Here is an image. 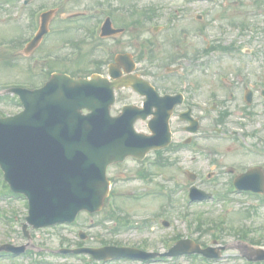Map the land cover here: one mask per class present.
Instances as JSON below:
<instances>
[{
    "label": "rangeland",
    "instance_id": "obj_1",
    "mask_svg": "<svg viewBox=\"0 0 264 264\" xmlns=\"http://www.w3.org/2000/svg\"><path fill=\"white\" fill-rule=\"evenodd\" d=\"M20 2L21 0H15L12 4L10 0L0 1V90L19 82L38 87L44 84L48 74L53 71L68 72L73 76H90L95 71L107 74L111 52H130L140 61L138 72L162 90L178 89L186 81L190 96L197 101L208 103L212 96H218L224 101L222 107L230 112L226 130L241 134L246 132L248 136L245 140L241 139L239 144L212 139V128L206 120L196 139L197 144L206 148L208 153H192L186 149L163 152L161 157L166 159V163L151 167L148 180L136 176L137 171L143 168L130 160L111 168L109 175L116 179L118 218H130L132 221V225L126 228H119L118 220H106V215L111 210L105 205L95 217L81 214L77 226H57L41 230H33L29 226L31 239L28 240L22 232V223H26L25 217L28 214L26 202L14 199L9 203L0 200V246L29 245L26 257L16 258V261L8 257L0 258V264H37L40 259L43 261L38 264H93L89 257L66 258L57 253L61 248H76L80 242L88 247H99L104 242L163 251L165 242L173 245V238L180 235L211 245L220 232H215L214 229L209 233L196 231L198 214L210 219H224L226 229L241 225L253 229L258 238L264 237V203L257 197L229 193L233 176L227 174L228 169H234L238 174L256 165L264 169V0H69L64 3L51 24V28L61 27L66 32L53 33L30 56L23 54L25 41L34 33L32 20L26 13L52 6L58 0H35L33 6L23 10V16L16 20L19 18L17 12L22 4ZM149 8H155L157 13L152 21L145 20L141 27L131 24L133 20L142 18L141 13ZM110 12H113L114 26L124 27L126 32L117 39L118 42L105 40L101 50L96 49L98 42L87 37L84 31L76 30L75 25L78 22L91 28L96 24V19L66 21L69 14L84 13L101 18L104 13L100 20L103 22ZM199 14L203 15L201 21L197 20ZM243 25L245 28H242ZM200 28L202 31H199ZM202 33L203 36H200ZM20 37L23 38V43ZM84 38L88 40L84 41ZM219 39L221 40L217 43L232 44L235 50L226 55L204 51L208 47L207 43L210 44V49L217 44L212 42ZM146 43L153 44V61L156 63L153 66H149V62H152L148 59L150 52L144 50L142 53H145V57H140L142 45ZM245 49H250L251 55L244 54ZM178 65L182 66L184 73H172L164 80L166 68ZM206 67L205 72L202 69ZM220 77L226 79V82L222 83ZM246 88H252L255 93L252 107H247L244 103ZM231 93L236 95L234 99L231 98ZM117 97V104L112 109L113 115H118L126 104H138L142 101L129 89L120 90ZM19 110L12 95L0 99V117L13 115ZM196 113L199 114L197 110ZM179 125L176 121L174 127L180 130ZM137 130L147 133V124H137ZM253 132H257L256 135ZM184 136L179 132L175 143L182 139L183 142ZM252 146L256 148L250 152ZM213 149L216 153H212ZM188 172L199 177L203 175V180L192 183ZM210 172L218 175L211 182L204 181ZM0 179L2 180V176ZM193 184L217 197L223 194H229V197L222 198L219 203L209 201L190 206L185 199L188 188ZM162 191H168L169 197L162 195ZM0 194L8 199L12 197L10 189L3 183H0ZM131 195H139L141 199L134 200ZM250 207L258 210L250 212L248 217V210L245 209ZM186 213L193 219H185ZM15 214L16 223L6 222ZM2 215L5 219L1 218ZM144 220L148 221L145 229H133V226H140ZM193 220L196 223L189 226ZM94 221L97 226L91 229L90 224ZM164 221L169 222L170 226L165 227ZM80 231L87 235L84 242L79 238ZM218 241L220 244H228L232 250L226 253L224 261L215 264H245L238 257L237 249L242 246L235 235L225 231ZM111 264L135 263L118 261ZM156 264H199V261L192 257H182L176 261Z\"/></svg>",
    "mask_w": 264,
    "mask_h": 264
},
{
    "label": "water",
    "instance_id": "obj_2",
    "mask_svg": "<svg viewBox=\"0 0 264 264\" xmlns=\"http://www.w3.org/2000/svg\"><path fill=\"white\" fill-rule=\"evenodd\" d=\"M124 84L150 92L154 101L157 98L150 85L143 81L124 83L121 80L110 84L100 77H94L93 81H75L67 76H54L41 90H15L21 96L25 111L0 119V164L13 190L29 197L28 220L36 228L72 222L82 210L99 211L108 192L109 165L127 156H136L134 151L140 150L145 140L160 147L169 144L168 116H161L152 125L155 135L150 139L137 135L133 122L110 117L113 90ZM100 95L101 101L95 97ZM85 107L93 113L83 116L81 111ZM236 184L260 192L264 189V175L254 170L239 178ZM189 244L192 245L188 242L178 245ZM177 247L171 254L180 253ZM8 250L22 251L11 247ZM114 250L89 251L97 258L153 257L135 250ZM182 252L216 257L211 250L202 251L199 247Z\"/></svg>",
    "mask_w": 264,
    "mask_h": 264
},
{
    "label": "flooded vegetation",
    "instance_id": "obj_3",
    "mask_svg": "<svg viewBox=\"0 0 264 264\" xmlns=\"http://www.w3.org/2000/svg\"><path fill=\"white\" fill-rule=\"evenodd\" d=\"M216 97L218 98V96H216ZM185 101H186V103H185V108H184V106L176 107V109L174 110V113H173V119H177V120H179L182 114H184V113H186L187 111L191 110V111H192V116H193L195 119H196V117H197V119H198L200 122L203 123L204 119H202V118H200L199 116L196 115L195 110H193V107L191 106V104H190V102H189V93H186V94H185ZM220 103H221V102H220ZM219 108H220V107H219V105H217V104L213 106V109L216 110V111H218ZM219 113H221V112H219ZM218 120H221V116H220V115L218 116ZM182 124H183V125H182V132L185 133L186 130H187L188 124H187V123H184V122H182ZM220 126H222V125H220ZM216 131L219 132L217 129H216ZM233 135L235 136L236 133H234ZM197 136H198V135H197ZM197 136H193V137H191V139L188 138L189 140H191V142L189 141V142H190V145H192V143L194 142V140L196 139Z\"/></svg>",
    "mask_w": 264,
    "mask_h": 264
}]
</instances>
